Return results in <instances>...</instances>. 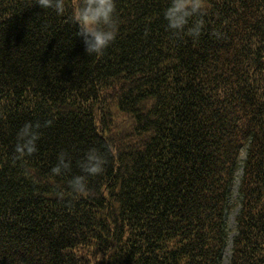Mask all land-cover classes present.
Wrapping results in <instances>:
<instances>
[{
  "label": "trees",
  "instance_id": "trees-1",
  "mask_svg": "<svg viewBox=\"0 0 264 264\" xmlns=\"http://www.w3.org/2000/svg\"><path fill=\"white\" fill-rule=\"evenodd\" d=\"M168 3L117 0L90 56L69 15L0 0V264H264V0H208L197 38L167 29ZM93 147L105 171L73 198Z\"/></svg>",
  "mask_w": 264,
  "mask_h": 264
},
{
  "label": "clouds",
  "instance_id": "clouds-1",
  "mask_svg": "<svg viewBox=\"0 0 264 264\" xmlns=\"http://www.w3.org/2000/svg\"><path fill=\"white\" fill-rule=\"evenodd\" d=\"M43 10L52 9L57 16L69 15L71 22L78 26L77 35L83 38L85 51L91 56L103 55L117 38V0H35ZM208 8V0H169L163 16L167 29L175 35L184 34L197 38L201 35ZM51 120L25 123L17 133L14 158L24 161L38 151L40 129L50 126ZM106 157L99 149H88L77 162L79 174L68 180L69 195L73 198L85 195L89 190V178L102 175L105 171ZM72 170V158L67 151H61L57 163L51 168V175L63 177ZM63 196V192L60 193Z\"/></svg>",
  "mask_w": 264,
  "mask_h": 264
},
{
  "label": "rangeland",
  "instance_id": "rangeland-1",
  "mask_svg": "<svg viewBox=\"0 0 264 264\" xmlns=\"http://www.w3.org/2000/svg\"><path fill=\"white\" fill-rule=\"evenodd\" d=\"M237 214H239V210H237V212H235L233 215H231L229 217V227L231 230H233L235 228V218L237 216ZM231 251H232V247L228 248L224 254L225 256V260H224V264H230V258H231Z\"/></svg>",
  "mask_w": 264,
  "mask_h": 264
}]
</instances>
